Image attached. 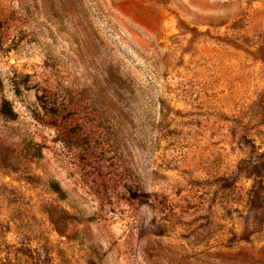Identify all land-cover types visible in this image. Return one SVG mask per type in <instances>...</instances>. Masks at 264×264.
<instances>
[{"label":"rangeland","instance_id":"374dc122","mask_svg":"<svg viewBox=\"0 0 264 264\" xmlns=\"http://www.w3.org/2000/svg\"><path fill=\"white\" fill-rule=\"evenodd\" d=\"M0 264H264V0H0Z\"/></svg>","mask_w":264,"mask_h":264},{"label":"trees","instance_id":"16d2710c","mask_svg":"<svg viewBox=\"0 0 264 264\" xmlns=\"http://www.w3.org/2000/svg\"><path fill=\"white\" fill-rule=\"evenodd\" d=\"M0 114L9 118H13L15 116L14 111L10 108L7 101H2L0 105Z\"/></svg>","mask_w":264,"mask_h":264}]
</instances>
